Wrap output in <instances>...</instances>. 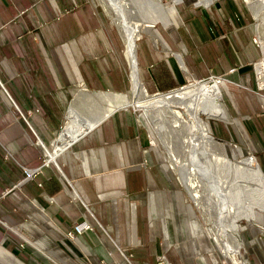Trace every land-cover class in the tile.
I'll return each instance as SVG.
<instances>
[{"label": "crops", "instance_id": "crops-1", "mask_svg": "<svg viewBox=\"0 0 264 264\" xmlns=\"http://www.w3.org/2000/svg\"><path fill=\"white\" fill-rule=\"evenodd\" d=\"M170 1L162 35L160 22L148 26L150 40L137 52L143 35L136 39L134 57L125 43L132 82L139 74L144 90L158 95L221 79L229 117L218 126L220 139L263 171L264 93L249 91H258L254 64L264 51L254 15L245 0H207L183 19ZM123 73L90 0H0V264H156L162 257L197 264L196 253L170 250L171 223L160 219L154 195L144 211L154 173L144 169L153 160L137 111L124 106L89 131L64 130L58 141L79 93L98 103L88 91H132ZM25 169L40 173L27 179ZM75 226L93 230L71 239Z\"/></svg>", "mask_w": 264, "mask_h": 264}, {"label": "rangeland", "instance_id": "rangeland-1", "mask_svg": "<svg viewBox=\"0 0 264 264\" xmlns=\"http://www.w3.org/2000/svg\"><path fill=\"white\" fill-rule=\"evenodd\" d=\"M125 1L127 3L128 8L121 13L125 15L124 21H126L131 26H139L141 29L140 35H143V38L138 40L137 42L138 52L139 46H143L144 43H146L144 42V40H150V37L144 33L148 26H152L157 22H160L156 26V30H158L161 35L163 34V28L165 26L163 22L169 18H172V10L170 9L174 7V4H172L170 0ZM177 1L178 0H174V3L177 4V8L180 12L181 17L185 19V16L188 14V10L190 7H192L193 5L196 6L205 3L207 0H183V2ZM90 2H92V4L95 6V10L101 20L102 27L104 29H107V32H109L110 37L112 39V42L116 45L118 60L123 66V74L126 76L129 85L131 75L125 58V52L127 53V42L125 41L123 35H121L116 25L115 15L108 7H106V4H104L102 0H90ZM245 3L246 5H248L250 11L256 19L258 31L257 41H260V44L262 46V43L264 42V6H261L259 4L253 6L247 0H245ZM198 7L204 6L201 5ZM126 57L128 58V56ZM263 64L264 59L259 63L258 70ZM135 79L133 74V93L129 90V93L123 92L117 94V96L126 97L122 94L128 95V98L126 97L128 102L127 105L119 106L118 109H121L124 106L129 107L130 104H132L133 96L135 97L134 107L137 110V113H135V115H137L136 119L139 118L141 124L140 127H138V130L139 133L144 137V151L149 152L153 160V163L145 161L144 169L150 171L151 174L160 173L157 175L152 174L153 179L150 178L148 181L149 188L145 189L144 187V211L148 209L149 203L151 202L152 196L154 195L157 206V213L160 219L164 218L165 220V218H168L171 223V241H173L170 244V250L190 251L192 253H196L198 255L196 262L197 264H201L200 261L207 262L208 264H211L212 261L214 262V264H232L231 260L225 259L220 253L219 249H221L222 245L220 247H218L217 245L223 243H218L216 245L214 241V235L217 233L219 228V232L221 230L220 222L217 217L219 211L212 204L210 198L211 195H215V190L213 191L212 189V191L210 192L209 190H211V188L206 187V184H201V188L198 190V192L202 196L201 201L197 204V202L193 200L188 188L182 182L181 174L179 173V169L182 168V164L188 168L194 165L193 161L191 157H189L185 153V147L183 148V145L180 144L181 137H177V135L179 134H176L172 130L171 120L167 119L169 118V115L166 111L159 112L156 108L148 109L145 105L144 106L146 108L144 106L138 107L136 105L138 100H144V96H142L136 91ZM193 85H199L201 90L204 92L207 91L210 86L217 85L220 91L222 92L220 104L221 109L224 112V118L203 117V120L207 124V136L213 138L216 141L215 144L207 147L206 153L210 156V158L213 159L218 158L219 155H224L226 158H229L231 160L238 159L240 161L247 158H251L250 160H247L245 162V165L249 168L257 167L258 164L256 160L252 158V155L244 154L243 156V153L240 149L233 148V145L226 146L225 143L220 139L218 126L222 124L223 121H227V117H229L225 108V98L223 96L222 81L220 83L216 81V79H214V81L210 83L209 81H187L180 88H178V90L168 93H158V95L146 93L141 85L140 87L144 90L145 97L153 98L163 95L165 96L167 94L174 93L177 91H185ZM249 91L258 98H262L260 94L264 93V91L257 90ZM88 92H90L89 94H91L92 96L94 93H98L96 91ZM85 95L86 94H84L83 96L86 100H88ZM97 95L98 94H94V96ZM98 97H100V102L98 103L94 100L88 101L89 104L92 106L91 108L93 110H96L97 108L103 107L105 105L106 108L104 107V109H107L109 106L111 107V104H109V102L107 103L106 100V98L110 97H106L105 94H99ZM128 110L134 112L132 111V108H129ZM95 114L92 113V118H85V120L81 123H77L76 127H89L88 131L95 128L96 126H92L98 125L100 120H102L100 118L98 120H95ZM64 123H66V119ZM73 129H66V131ZM82 131H85V129H83ZM88 131H86L85 133H87ZM85 133H83L82 135H84ZM61 149L62 148L58 150ZM216 168L219 169L217 166ZM195 179L197 181L201 180L199 177H196ZM257 196L259 197L261 202L264 200L261 194L258 193ZM168 213H170V216L168 215ZM148 222V226H150L149 230L152 232V222ZM155 226L157 228V233L160 234L159 231L162 230L161 223L157 222ZM239 226L241 234L240 236L243 242V245L241 247V253L239 255V260L242 261L243 264H264V211L257 208L255 220L250 222L246 219H243L240 221ZM222 231L226 230L222 229ZM145 233V235H148L147 232ZM150 236H152V233L150 234ZM224 239H228L226 237V234ZM166 242L167 244H169L168 240H166ZM236 244L238 245V243L233 242V244L231 245L235 248L237 247ZM230 251H234V249L230 248ZM156 264L171 263L168 262L166 257H162L156 260Z\"/></svg>", "mask_w": 264, "mask_h": 264}, {"label": "bare ground", "instance_id": "bare-ground-1", "mask_svg": "<svg viewBox=\"0 0 264 264\" xmlns=\"http://www.w3.org/2000/svg\"><path fill=\"white\" fill-rule=\"evenodd\" d=\"M102 1L115 15L116 25L128 44L130 55L134 57L135 42L140 37L141 29L139 26H131L124 21L125 15L121 13L128 8L126 1ZM247 1L253 6L256 4L264 6V0ZM177 2H183V0H178ZM258 42L260 43V41ZM262 45L264 47V42ZM258 71L262 74V78H264V64L260 66ZM135 86L136 91L144 96V100H138L136 105L138 107L145 105L148 109L156 108L159 112L166 111L169 115L167 119L171 120L172 130L176 134H179L177 137H181L180 144L183 145V148L185 147V153L191 157L194 165L187 168L182 164L179 173L193 200L197 204L201 201L202 196L198 192L201 184H206V187L211 188L210 192L212 189L213 191L215 190V195H211L210 198L212 204L219 211L217 217L221 227L220 232L219 228L214 235L215 244L223 243L217 246L220 247L222 245L219 250L225 259L231 260L232 264H243L239 260L243 245L239 225L243 219L250 222L255 220L257 208L264 211V200L261 202L258 197L259 195L257 196L259 193L264 199V173L259 166L249 168L245 165V162L251 158L240 161L238 159L231 160L224 155H219L218 158L213 159L206 153L207 147L215 144L216 141L207 136V124L203 120V117H224L220 104L222 92L219 87L212 85L204 92L199 85H193L185 91L147 98L138 82L135 83ZM260 87L264 88V79L261 80ZM98 96L99 94L95 98H99ZM105 96L110 97L106 98V100L107 103L111 104V107L107 109H104V107L99 108L96 112L98 119L105 118L107 114L117 110L122 103H126V99L123 96H117V94H105ZM196 177H199L201 180L197 181ZM222 229H225L227 232L222 231ZM225 234L228 239H224ZM233 242L238 243V245L236 244L237 247L234 248L231 245ZM230 248H233L234 251H230Z\"/></svg>", "mask_w": 264, "mask_h": 264}, {"label": "water", "instance_id": "water-1", "mask_svg": "<svg viewBox=\"0 0 264 264\" xmlns=\"http://www.w3.org/2000/svg\"><path fill=\"white\" fill-rule=\"evenodd\" d=\"M136 79H137L138 83L144 88V85L142 84V82L139 78V74H137ZM216 81H218L220 83L221 79L217 78ZM131 82H132V78H131ZM132 86H133V84H132ZM132 91H133V89H132ZM145 92L147 93L146 89H145ZM94 94L95 95L96 94H113V95H116L119 93L98 92V93H94ZM155 95H157V94H155ZM125 96L128 98L127 94H125ZM151 96H153V95H151ZM134 103H135V97L133 96L132 104H130L129 107L132 108L133 110L137 111L136 108L134 107ZM91 107L92 106L89 104L88 100L85 99V97L82 95V93H79L73 99L72 103L69 106L68 112H67L66 124L64 126V129L62 130V132L60 133V135L58 137V141H60V139L62 137V133L64 130L75 128L77 123H81L82 121L85 120V118H92L93 109ZM126 108H128V107H126ZM118 110H120V109L114 110L113 112L107 114V116L105 118L100 120L99 124H101L105 119L110 117L112 114H114ZM81 138H83V136Z\"/></svg>", "mask_w": 264, "mask_h": 264}, {"label": "built area", "instance_id": "built-area-1", "mask_svg": "<svg viewBox=\"0 0 264 264\" xmlns=\"http://www.w3.org/2000/svg\"><path fill=\"white\" fill-rule=\"evenodd\" d=\"M255 42L261 47V49L263 51V48H262L261 44L257 41V37L255 39ZM263 58H264V51H263ZM261 60L259 62H257L256 64H254V71H255V77H256V83H257L258 91H264V88L260 87V82L264 78H262V74H260V72L258 71V65L261 62ZM214 79L215 78H212L209 81V83L214 81ZM39 173H40V170L25 169V174H26V178L27 179L35 178ZM86 230H93V229L91 228V226H86L85 228H82L80 226H75L74 229L71 232L68 233V236L71 239H74L77 235L83 234L84 231H86Z\"/></svg>", "mask_w": 264, "mask_h": 264}]
</instances>
